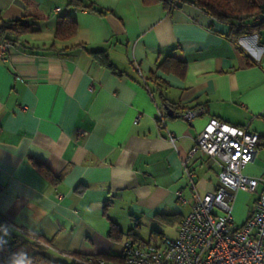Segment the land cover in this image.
I'll return each mask as SVG.
<instances>
[{
  "label": "crops",
  "instance_id": "obj_1",
  "mask_svg": "<svg viewBox=\"0 0 264 264\" xmlns=\"http://www.w3.org/2000/svg\"><path fill=\"white\" fill-rule=\"evenodd\" d=\"M28 1L0 0V27L42 19L0 57V220L40 237L50 257L120 255L135 222L182 219L215 192L220 164L192 153L211 119L264 140V29L235 43L229 24L189 5L90 0L104 13L74 12L77 36L57 48L104 49L116 75L80 47L36 50L53 43L69 0ZM169 57L185 63L184 73L158 70ZM194 106L202 113L185 119L180 108ZM30 159L59 179H46ZM244 173L264 178L263 146ZM247 196L234 202L238 226L257 200L250 207Z\"/></svg>",
  "mask_w": 264,
  "mask_h": 264
},
{
  "label": "built area",
  "instance_id": "obj_2",
  "mask_svg": "<svg viewBox=\"0 0 264 264\" xmlns=\"http://www.w3.org/2000/svg\"><path fill=\"white\" fill-rule=\"evenodd\" d=\"M14 48V43L0 37V57L5 58ZM201 113V109L188 111L183 117L192 120ZM138 120L139 116L136 123ZM259 141L260 137L246 128L211 119L198 135L192 153L202 152L220 164L215 192L192 205L179 226L176 239L163 237L161 245L125 242L123 264H264V178H252L244 173L259 154ZM239 192L258 194L249 217L241 226L233 218ZM9 231L29 233L5 220L0 224V235ZM64 257L73 260L70 256ZM76 261L109 264L94 258Z\"/></svg>",
  "mask_w": 264,
  "mask_h": 264
},
{
  "label": "trees",
  "instance_id": "obj_3",
  "mask_svg": "<svg viewBox=\"0 0 264 264\" xmlns=\"http://www.w3.org/2000/svg\"><path fill=\"white\" fill-rule=\"evenodd\" d=\"M26 4L33 5L31 1L26 0ZM160 1V0H146ZM165 1L170 9L174 7H180L182 5H189L199 9L207 16L217 20L218 22L229 24L231 28L230 36L236 39L235 43L242 36L250 35L253 29H264V0H161ZM77 11H91L97 14H103L104 11L99 8L94 1L90 0H69L65 11L58 15L56 20V27L54 31L53 43L48 47L36 48L45 53H62L66 50L73 48H83L100 66L111 71L116 75H121L122 72L116 69L106 50L90 48L86 45H77L64 50H58L57 43H63L73 40L78 33V25L73 18V13ZM27 18V19H26ZM42 20L39 16H28L22 20L11 21L8 24H2L0 27V37L14 43H18L19 38L26 34H32L37 32L34 27L38 24V21ZM33 50V49H32ZM36 53V52H35ZM185 63L177 61L173 57H169L166 60L158 64V70L169 71L171 68L176 73H184ZM152 80L156 82L159 78L152 74ZM159 86V85H158ZM162 106L168 110H174L173 107L167 104L166 98L159 94ZM182 111H194L198 110V106L180 108ZM174 112V111H173ZM264 147V140L260 137L259 151L261 147ZM33 167L46 179L53 181L58 180V177L53 176L50 170L42 163L36 162L30 159ZM157 221L163 225H170L174 220L178 222L179 226L183 220L177 215H158ZM4 220H0L2 224ZM155 233H158L155 231ZM159 234V233H158ZM121 232L117 227H112L110 231V237L112 239H118ZM126 236V241L134 239L135 235L133 231H129ZM132 237V238H129ZM135 240V239H134ZM44 241L40 237L32 235L31 232L25 235L18 234L15 231H9L8 233L0 235V264H81L76 260H88L89 258L101 259L109 264H123L122 253L120 255L114 254H100L96 256H85L78 253L69 254L72 259H68L64 256L58 258H52L45 252ZM136 243V242H132ZM141 244V243H136ZM75 260V261H74Z\"/></svg>",
  "mask_w": 264,
  "mask_h": 264
},
{
  "label": "rangeland",
  "instance_id": "obj_4",
  "mask_svg": "<svg viewBox=\"0 0 264 264\" xmlns=\"http://www.w3.org/2000/svg\"><path fill=\"white\" fill-rule=\"evenodd\" d=\"M261 191V188L259 189ZM247 203L251 207L253 201L258 198V194L247 196ZM133 234L135 235L134 239H131L132 242L136 243H152L154 245H161L163 237L168 239H176L179 231V224L176 221H172L170 225H163L162 223H152L146 220L140 222H135L133 224ZM157 231L158 233H155ZM132 238V237H129ZM126 239V238H125ZM127 240V239H126ZM57 255V254H54ZM69 256V254L65 255Z\"/></svg>",
  "mask_w": 264,
  "mask_h": 264
},
{
  "label": "water",
  "instance_id": "obj_5",
  "mask_svg": "<svg viewBox=\"0 0 264 264\" xmlns=\"http://www.w3.org/2000/svg\"><path fill=\"white\" fill-rule=\"evenodd\" d=\"M166 110L169 117H174V112L172 110H168V109Z\"/></svg>",
  "mask_w": 264,
  "mask_h": 264
},
{
  "label": "clouds",
  "instance_id": "obj_6",
  "mask_svg": "<svg viewBox=\"0 0 264 264\" xmlns=\"http://www.w3.org/2000/svg\"><path fill=\"white\" fill-rule=\"evenodd\" d=\"M13 264H14V262H13Z\"/></svg>",
  "mask_w": 264,
  "mask_h": 264
}]
</instances>
